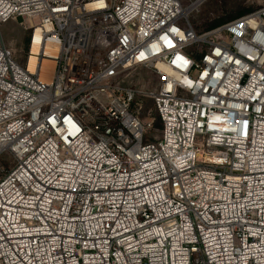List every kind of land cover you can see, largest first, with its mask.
<instances>
[{
  "label": "built area",
  "instance_id": "1",
  "mask_svg": "<svg viewBox=\"0 0 264 264\" xmlns=\"http://www.w3.org/2000/svg\"><path fill=\"white\" fill-rule=\"evenodd\" d=\"M207 1L0 0L31 29L24 67L0 43V264H264V7L198 36Z\"/></svg>",
  "mask_w": 264,
  "mask_h": 264
},
{
  "label": "rangeland",
  "instance_id": "2",
  "mask_svg": "<svg viewBox=\"0 0 264 264\" xmlns=\"http://www.w3.org/2000/svg\"><path fill=\"white\" fill-rule=\"evenodd\" d=\"M262 7H264V0H208L200 7L199 12L193 13L189 19L196 34L202 36L210 32L212 30L210 27L217 22L222 21L224 24L232 22L239 19L238 14L254 12ZM30 35V22L22 19H10L0 26V43L2 42L11 51L13 60L22 67L27 60ZM117 82L121 88H135L145 92H157L159 89L157 77L143 67H136L125 72L117 79ZM132 110L146 126L151 124L145 141H154L161 137L162 124L157 117L152 99L142 95L137 96ZM0 161V164L7 165L9 168L15 165L5 155L0 158Z\"/></svg>",
  "mask_w": 264,
  "mask_h": 264
},
{
  "label": "bare ground",
  "instance_id": "3",
  "mask_svg": "<svg viewBox=\"0 0 264 264\" xmlns=\"http://www.w3.org/2000/svg\"><path fill=\"white\" fill-rule=\"evenodd\" d=\"M39 38L38 36L36 35L35 37V43L38 42ZM39 52V49L37 46L34 45L33 49H32V54L33 55H36L37 53ZM58 54V48L55 44L53 43H50L48 45V48H47V53H46V56L49 58V59H42L41 60V63L43 65V79L44 80H49L51 79L52 75H53V72H54V65H55V62L54 59ZM37 63V60L36 58L33 56L31 59H30V66L33 67L35 66Z\"/></svg>",
  "mask_w": 264,
  "mask_h": 264
},
{
  "label": "trees",
  "instance_id": "4",
  "mask_svg": "<svg viewBox=\"0 0 264 264\" xmlns=\"http://www.w3.org/2000/svg\"><path fill=\"white\" fill-rule=\"evenodd\" d=\"M250 11H247V12H242V13H240V14H238V16H237V18H240V17H242V16H244L246 13H249ZM229 23V22H228ZM225 25V24H227V23H225L224 24V22H222V21H220V22H217V23H215V24H213L211 27H210V29H216V28H218V27H220V26H223V25Z\"/></svg>",
  "mask_w": 264,
  "mask_h": 264
}]
</instances>
